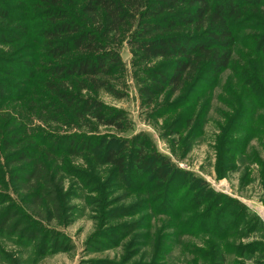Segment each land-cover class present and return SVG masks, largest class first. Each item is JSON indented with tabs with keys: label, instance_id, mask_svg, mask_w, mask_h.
I'll return each instance as SVG.
<instances>
[{
	"label": "trees",
	"instance_id": "trees-1",
	"mask_svg": "<svg viewBox=\"0 0 264 264\" xmlns=\"http://www.w3.org/2000/svg\"><path fill=\"white\" fill-rule=\"evenodd\" d=\"M9 1L0 0V45L14 47L18 60L10 55L14 51L11 57L0 56V64H7L0 70L10 76L25 72L31 79L39 76L35 80L39 89L26 93L25 83L0 79V101L12 96L47 124L130 129L128 112L108 107L96 97L105 92L123 98L126 94L116 86L121 82L125 89L129 74L140 108L153 105L162 95L174 98L166 112L187 107L192 98L197 102L216 88L223 72L235 69V46L244 30L259 31L252 30L247 37L252 55L264 63V0H21L17 5ZM123 47L129 53V67L121 57ZM263 63L252 64L244 58L239 74L252 100L239 103L242 107L227 119L223 136L242 121L243 132L252 137L264 134L260 129L264 117L259 113L264 108ZM231 94L238 103L240 98ZM27 95L30 100L23 101ZM19 108L0 114V153L12 167L9 175L30 212L40 219H59L66 209L59 200L62 177L55 156L59 151L76 156L89 151L93 160L110 165L123 179L129 172L146 175L154 182V196L174 187L183 175L156 150L148 134L125 139L117 147L96 146L91 138L80 135H51L49 148L42 149L29 134L26 110ZM196 122L189 119L183 127L170 124L163 134H178ZM1 175L0 166V181ZM208 193L213 196L210 205L217 209L220 197ZM204 195L198 191L194 196L201 203ZM228 214L226 207L219 209L214 235L222 233L219 228L225 229ZM241 215L232 222L240 221ZM22 228L18 213L0 212L1 233L22 234ZM132 231L126 226L120 234ZM210 264L228 263L215 249Z\"/></svg>",
	"mask_w": 264,
	"mask_h": 264
},
{
	"label": "rangeland",
	"instance_id": "rangeland-1",
	"mask_svg": "<svg viewBox=\"0 0 264 264\" xmlns=\"http://www.w3.org/2000/svg\"><path fill=\"white\" fill-rule=\"evenodd\" d=\"M252 30L238 35L235 69L223 72L216 88L197 102L192 98L187 107L166 112L174 98L162 95L153 105L140 108L130 74L125 89L121 82L116 86L126 94L123 98L99 92L96 97L104 105L129 113L132 124L127 130L47 124L12 96L0 101V114L13 112V107L26 110L29 134L38 139L42 149L49 148L51 135H80L91 138L96 146L117 147L125 139L148 134L156 150L183 173L174 187L154 196V182L146 175L129 172L123 179L110 165L93 160L89 151L77 156L59 151L55 155L62 177L59 200L66 209L59 219L46 221L30 212L9 175L12 167L0 153V212L15 211L23 223L22 234L0 232V264H210L215 249L228 264H264V134L252 137L243 132L242 121L223 136L227 119L242 107V100H252L239 74L245 67L244 58L252 64L263 63L261 57L252 55L247 35L259 33ZM12 51L14 47L0 45V56L14 55L18 60L17 52L9 55ZM121 57L129 67L126 47L121 49ZM4 65L0 67L6 68ZM4 70H0V79L25 83L26 93L39 89L35 83L39 76L31 79L27 72L10 76ZM231 93L240 98L238 103L231 100ZM28 100L30 96H24L23 101ZM259 111L264 117V108ZM189 119L197 125L181 128L178 134H163L170 124L181 127ZM194 177L199 181L193 182ZM198 191L205 193L201 203L194 196ZM209 191L220 197L217 209L210 205L213 196ZM223 206L229 213L225 229L219 228L222 233L214 235L215 219L219 220ZM239 213L241 220L232 222ZM126 226L133 231L121 236Z\"/></svg>",
	"mask_w": 264,
	"mask_h": 264
}]
</instances>
